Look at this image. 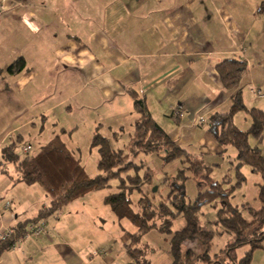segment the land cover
<instances>
[{"label": "crops", "instance_id": "obj_1", "mask_svg": "<svg viewBox=\"0 0 264 264\" xmlns=\"http://www.w3.org/2000/svg\"><path fill=\"white\" fill-rule=\"evenodd\" d=\"M0 2V149L14 137L35 131L40 136L47 124L60 127L52 137L85 128L89 142L96 129L116 139L138 117L129 96L134 91L170 139L205 163L208 155L225 151L205 122L227 112L234 93L240 90L247 108L264 110V0ZM19 57L24 69L7 73ZM228 58L243 60L247 69L237 87L226 90L216 65ZM176 108L181 115L173 114ZM63 136L74 153L76 146ZM10 177L0 169V231L26 228L50 202L41 185L17 178V193L26 201L6 195ZM96 195L104 203L107 195ZM62 209L38 221L44 223L40 234L21 237L4 250L0 264H128L77 248L55 224L47 231L46 219L54 216L57 223ZM262 246L250 264H264V240ZM248 247L236 249L237 259Z\"/></svg>", "mask_w": 264, "mask_h": 264}, {"label": "trees", "instance_id": "obj_2", "mask_svg": "<svg viewBox=\"0 0 264 264\" xmlns=\"http://www.w3.org/2000/svg\"><path fill=\"white\" fill-rule=\"evenodd\" d=\"M24 67L25 61L19 57L7 66L6 72L14 74ZM246 69V63L238 58L224 59L216 65V72L222 87L226 90L237 87ZM129 96L138 117L134 121L125 148H112L109 139L97 129L92 134L90 148L97 150V169L100 172L95 176L89 175L80 159L66 146L59 134H54L34 155L26 153L23 157L19 156L12 150L14 142H9L0 149L3 159L13 164L18 173L16 180L29 185L34 183L41 185L50 198L48 207L40 210L37 218L30 222H38L88 192L108 187L112 178H119V190L105 196L104 203L110 206L118 221L126 219L135 227V231L129 233L130 246L127 253L131 261L128 264H150L140 257L143 252L137 250L135 245L143 234L152 230L172 234L170 241L174 260L168 264H250L253 251L263 248L264 240V148L259 147V144L264 143V110L247 108L238 90L232 95L227 112L213 113L205 122L208 131L220 146L225 148L231 145L236 150L235 168L238 180L235 186H240L245 180L240 172L242 166H248L260 176L257 186L259 206L246 207L248 213L246 217L227 199L234 186L224 190L223 182L211 177L212 166L176 144L157 124L143 96L134 91H130ZM239 111H244L250 119V125L245 130L233 122V115ZM173 112L179 116V109L176 108ZM61 133H65L64 130ZM250 136L256 141L255 145L250 144ZM141 152L161 153L164 165L180 159L181 167L177 170L173 187H170L163 199L156 201L153 197L141 195L137 200V209H134L128 196L130 192L126 188L136 190L137 181L144 185L149 182V176L140 178L139 175L129 173L128 170L135 169L133 165L124 171L121 166L125 164L128 153L136 156ZM1 170L8 172L5 168ZM122 173H126V176L123 177ZM187 179H193L198 187L197 194L191 202L185 200L183 191V184ZM137 191L142 192L140 186ZM218 200L222 205L216 212L214 222L216 228L202 229L199 225L200 208L205 204H214ZM178 218H183L185 224L180 230L172 231L173 222ZM23 226L18 224L7 240L0 241V256L4 250L12 247L17 239L23 237L26 232ZM224 233H232L234 241L223 250L221 258L224 260L222 258L210 263L208 251L212 246V237ZM195 239L202 243L203 252L198 255L188 250L183 260L179 255V245L185 240L193 242ZM243 245L249 247L244 255L237 259L235 251Z\"/></svg>", "mask_w": 264, "mask_h": 264}, {"label": "rangeland", "instance_id": "obj_3", "mask_svg": "<svg viewBox=\"0 0 264 264\" xmlns=\"http://www.w3.org/2000/svg\"><path fill=\"white\" fill-rule=\"evenodd\" d=\"M59 117V116H58ZM80 117L79 115H71L70 119ZM69 119V121H70ZM233 119L238 123L240 129H247L249 117L245 115L244 111L236 112L233 115ZM56 127V125H53ZM51 128V125L47 124V127L42 131L40 136L37 137L35 131L30 133L29 137H25L21 140L12 138L10 142H14L12 150L23 157L26 153L22 151V147L30 145V149L27 152L29 155H34L39 151L40 147L45 144L52 137V130L58 129ZM60 128V127H59ZM18 133V132H17ZM132 133V129L125 128L123 131L118 132L116 139L110 138L111 134L108 135L110 145L114 149H124L128 143L129 136ZM61 136V133H59ZM89 132L82 128L77 133L66 131L63 136L68 141L67 144H74V154L80 159L84 165L86 171L90 176L99 174L97 169L98 153L95 148H90ZM62 138V137H61ZM64 141V140H63ZM249 142L251 145H255L256 141L250 136ZM65 143V141H64ZM66 144V143H65ZM261 149L264 148V143L259 144ZM69 148V147H68ZM71 149V148H69ZM236 150L233 146L228 145L225 147V151L222 155H208L205 158V163L213 167L211 177L219 182H223V188L233 189L228 194V201L236 206L244 216H248L246 207L257 208L259 202L257 199V186L260 182V176L254 173L248 166H242L240 168L241 174H243L245 180L240 186H235L237 182L236 176ZM133 165V166H132ZM134 167L128 170L129 173L139 175L140 178L149 176V182L142 185L137 181L136 190H129V198L132 201V207L137 209V200L141 195H147L153 197L154 200L163 199L169 192L170 187H173V182L176 180L175 175L177 170L181 167L180 159H177L169 164L164 165L161 159V153H139L134 156L128 153L125 160V164L122 165L124 171L128 167ZM5 168L8 174L11 175V179L7 180L5 186L6 195L9 192L20 196L21 202L26 201L18 192V184L15 183L14 179L18 177V173L15 171L13 164L9 161H5L0 152V169ZM122 176H126V173H122ZM119 178H112L109 181V186L94 192L90 199H78L77 203L71 205L67 204L61 211V218L57 223H53L56 219L51 216L46 219L45 224L47 231L53 229L50 224H55L54 229L59 231L64 237L72 239L73 244L77 248L83 247L87 252L92 255L111 256L115 257L118 261H131L127 248L130 246L129 233L134 231V226L127 221L122 219L121 221L116 220L114 214L105 203L98 201L96 194L108 195L119 190L118 188ZM17 186V187H16ZM142 189V192L137 190ZM183 191L186 201H193L197 194V184L193 179H187L183 184ZM7 197V196H6ZM222 205L220 200L216 203L205 204L199 210V225L202 229L212 230L216 228V212ZM41 223V227H42ZM185 222L183 218H178L173 222L172 231L180 230L184 226ZM56 226V227H55ZM45 229V227H44ZM42 232V231H41ZM40 232V233H41ZM39 233V234H40ZM38 235V234H37ZM171 235L160 233L156 230H152L143 234L139 242L135 245L137 250H142L141 258L149 261L150 264H168L174 260L172 251ZM234 241V235L232 233H224L223 235L215 234L212 237V246L209 249L208 261L213 263L219 259H222L223 250L228 247ZM248 245H243V247ZM179 255L182 259H185L188 250H192L194 254H201L203 252L202 243L195 239L192 241H183L179 245ZM239 255H242L241 250L238 251ZM239 258V257H238ZM224 260V258H223ZM114 264H120L116 262Z\"/></svg>", "mask_w": 264, "mask_h": 264}, {"label": "built area", "instance_id": "obj_4", "mask_svg": "<svg viewBox=\"0 0 264 264\" xmlns=\"http://www.w3.org/2000/svg\"><path fill=\"white\" fill-rule=\"evenodd\" d=\"M0 8L3 9V4L1 2H0ZM178 115H181V112H178ZM200 122H202V120ZM29 149H30V145H25V146L22 147V151L25 152V153H27L29 151ZM13 231H14L13 228H5V229H2L0 231V241L7 240L12 235ZM41 231H42V227H41V224L39 222H30L27 225V227H26V232L23 235V237H29L32 234L37 235ZM19 239H17L16 241H18Z\"/></svg>", "mask_w": 264, "mask_h": 264}]
</instances>
